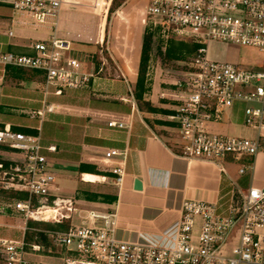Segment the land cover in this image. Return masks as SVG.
Wrapping results in <instances>:
<instances>
[{"label":"crops","instance_id":"crops-1","mask_svg":"<svg viewBox=\"0 0 264 264\" xmlns=\"http://www.w3.org/2000/svg\"><path fill=\"white\" fill-rule=\"evenodd\" d=\"M87 1L71 0L54 23L36 24L28 13L15 11L12 0H0V53L34 55L35 43L56 36L72 43L67 55L82 61L83 70L94 75L88 84L57 94L56 88H46L42 71L7 72L0 63V129L9 126L41 136L42 152L54 175L53 194L72 199L78 209L69 219L71 225H76L74 217L79 218L78 224L90 223V210L112 211L119 240L172 246L186 199L217 202L230 189L231 180L242 189L264 186V151L254 158L222 161L224 170L183 157L178 125L170 118L183 91L173 82L147 90L145 99L167 113L140 110L134 97L144 30L142 10L133 8L136 17L130 23L124 21L125 11L119 10L107 35L109 9L93 11ZM148 75L153 77L152 65ZM240 113L234 108L228 111L220 130L229 134L230 123L240 121ZM111 120L126 124L122 129L109 127ZM110 149L120 155L106 164L104 155ZM19 156L0 144L1 161H16ZM224 162L237 165L236 177ZM244 162H251L252 169L240 175ZM117 163L124 168L121 185L112 172ZM136 180L142 184L140 189L135 188ZM31 221L15 212L0 214V264H6L3 239L27 247L39 245L25 240L26 231H34ZM63 254L64 249L56 246L55 254L27 252L24 257L34 264H62Z\"/></svg>","mask_w":264,"mask_h":264},{"label":"built area","instance_id":"built-area-1","mask_svg":"<svg viewBox=\"0 0 264 264\" xmlns=\"http://www.w3.org/2000/svg\"><path fill=\"white\" fill-rule=\"evenodd\" d=\"M99 0L86 4L97 11ZM71 0H12L15 11L28 13L36 24L54 23ZM107 3V10L110 8ZM145 15L151 25H161L167 44L170 36L191 40L196 50L195 70L186 72L174 84L183 91L175 113L181 141V155L217 165L232 158L241 161L264 151V0H146ZM226 41L257 48L261 65L242 68L238 64L215 61L207 56L208 43ZM34 55L0 53V63L37 69L45 74L46 88L55 93L88 84L93 73L83 70L79 59L68 56L73 45L52 36L33 45ZM235 103L244 104L243 122L258 131L256 139L222 132L219 126ZM126 121L111 120L109 127L124 128ZM0 144L20 156L9 166L0 161V187L23 191L25 199L0 200V214L15 212L26 220L62 223L78 209L72 199L53 194L54 175L42 152L39 134L0 129ZM55 150V147H49ZM120 155L117 149L105 152V163ZM252 169L242 163L240 175ZM115 182L121 185L124 168L112 166ZM230 189L217 202L186 199L172 246L121 241L115 235L116 213L90 210V223L70 225L51 232L53 242L64 249L62 264H264V186L240 188L230 181ZM237 244L231 254L220 252L235 232ZM6 264H34L24 254L41 251L40 245L1 240Z\"/></svg>","mask_w":264,"mask_h":264},{"label":"rangeland","instance_id":"rangeland-1","mask_svg":"<svg viewBox=\"0 0 264 264\" xmlns=\"http://www.w3.org/2000/svg\"><path fill=\"white\" fill-rule=\"evenodd\" d=\"M92 1L93 0H88L86 4H91ZM98 2H100L101 4L99 3L100 5L98 6L97 11H102L103 9H105L107 7L108 2H110L111 4L107 15V25H106L107 35L109 29L112 27L113 23L115 22L119 10L125 11V15H126L124 17L125 22H129V23L133 22V19L136 17L135 10L133 9L135 6L139 7L142 10L143 25L146 26L147 24H152L151 23L152 19L146 17L145 15L146 0H99ZM38 30L40 31V29ZM207 47H208L207 54L212 60L238 64L242 68L250 69V68L259 67L263 59V54L257 48L252 46H242L226 41L213 40L208 43ZM177 64L179 65V69L164 68L162 66L161 59L159 57L153 59L149 64L152 65L153 77L151 76L152 78L148 79L150 75H148L147 73V85L149 86V89H151L152 86L158 87L159 85L160 87L161 86L166 87L168 85L171 86L172 82L174 83L175 81L182 79L185 76L186 72L189 71V67L192 65H196V61L193 63L179 62ZM158 80H160V84H158ZM243 107L244 104L242 103H235V105L233 106L234 110H237L239 112V115L241 114L240 112H242ZM230 129L231 131L229 132V134L238 137L249 138V139H256L258 137V131L255 128L246 126L244 124L243 116H241L240 121L236 123L235 122L230 123ZM223 166L225 167V169H227V171L230 172L232 176L234 177L237 176L236 164H230L224 162ZM26 197L21 199H25ZM5 201H11V200H5ZM79 221L80 220L78 217L73 218V222L76 223V225H79L78 224ZM49 232L51 236V232L53 231H49ZM258 232L264 234V229H259ZM236 244H237V234L235 230V232H233V234L229 236L226 242L223 244V246L220 249V252L226 255H230L233 247Z\"/></svg>","mask_w":264,"mask_h":264},{"label":"trees","instance_id":"trees-1","mask_svg":"<svg viewBox=\"0 0 264 264\" xmlns=\"http://www.w3.org/2000/svg\"><path fill=\"white\" fill-rule=\"evenodd\" d=\"M161 29V25L152 26L151 24H147L144 26L138 78L134 88V97L140 110L167 113L169 111L159 109L144 97L149 89V86L147 85L149 64L153 59L159 57L164 68L179 69V65L177 64L179 62L193 63L196 61V50L200 45L191 40L179 39L175 36H170L165 45L164 39L161 36ZM195 68V65H192L189 67V71L195 70ZM23 69L24 68L22 67L14 65H8L6 67L7 72H20ZM2 162H4L6 166L11 164L8 161ZM81 169H85V166L82 165ZM24 197H26V193L23 191L3 189L0 187V199L2 200H12L14 198L21 199ZM29 224L34 228V231H26V242L39 244L41 246V251L44 253L55 254L57 245L53 242L49 231L67 230L70 227L71 222L69 219L64 220L62 223L32 220Z\"/></svg>","mask_w":264,"mask_h":264},{"label":"water","instance_id":"water-1","mask_svg":"<svg viewBox=\"0 0 264 264\" xmlns=\"http://www.w3.org/2000/svg\"><path fill=\"white\" fill-rule=\"evenodd\" d=\"M141 187H142L141 182H140L139 180H136V181H135V188H136V189H140Z\"/></svg>","mask_w":264,"mask_h":264},{"label":"bare ground","instance_id":"bare-ground-1","mask_svg":"<svg viewBox=\"0 0 264 264\" xmlns=\"http://www.w3.org/2000/svg\"><path fill=\"white\" fill-rule=\"evenodd\" d=\"M85 178L93 179V176H91V175H85Z\"/></svg>","mask_w":264,"mask_h":264}]
</instances>
